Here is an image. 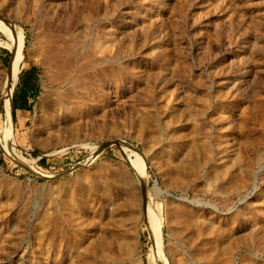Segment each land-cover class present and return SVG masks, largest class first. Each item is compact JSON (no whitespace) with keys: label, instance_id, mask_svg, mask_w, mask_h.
Instances as JSON below:
<instances>
[{"label":"rangeland","instance_id":"obj_1","mask_svg":"<svg viewBox=\"0 0 264 264\" xmlns=\"http://www.w3.org/2000/svg\"><path fill=\"white\" fill-rule=\"evenodd\" d=\"M0 18V264H264V0H0Z\"/></svg>","mask_w":264,"mask_h":264},{"label":"trees","instance_id":"obj_2","mask_svg":"<svg viewBox=\"0 0 264 264\" xmlns=\"http://www.w3.org/2000/svg\"><path fill=\"white\" fill-rule=\"evenodd\" d=\"M0 50H2L0 48ZM5 52V51H4ZM7 54V52H5ZM21 75V74H20ZM19 75V77H20ZM40 93V87L38 83V75L36 74L35 71L31 73L29 78L24 82V90L21 93L19 103L17 102V91H15L13 99H12V116L15 119L16 116V110L17 109H22V110H27V111H32L33 105L38 98ZM30 98L32 101L29 103ZM35 153L34 155H36ZM42 164L45 162V159H41Z\"/></svg>","mask_w":264,"mask_h":264},{"label":"crops","instance_id":"obj_3","mask_svg":"<svg viewBox=\"0 0 264 264\" xmlns=\"http://www.w3.org/2000/svg\"><path fill=\"white\" fill-rule=\"evenodd\" d=\"M35 71L36 72V69L34 67H29L28 69H26V71H24V73H21L20 77H19V80H20V83L17 87V102L19 101L20 99V96H21V93L23 92L24 90V82L29 78V76L31 75V73ZM29 99V103H31V99ZM19 103V102H18ZM30 111H27V110H22V109H17L16 110V114L18 113H29Z\"/></svg>","mask_w":264,"mask_h":264},{"label":"bare ground","instance_id":"obj_4","mask_svg":"<svg viewBox=\"0 0 264 264\" xmlns=\"http://www.w3.org/2000/svg\"><path fill=\"white\" fill-rule=\"evenodd\" d=\"M19 46V45H18ZM15 47L14 49H13V53H14V56H16L15 57V62H14V65H17L18 64V62H19V60L21 59V52H20V47ZM16 75V68L14 69V71H13V73L11 74V78L12 77H14ZM3 99H4V106H5V108H7L8 110H9V108H10V103H9V96H8V94H4V96H3ZM140 169V168H139ZM141 170V169H140ZM139 174H140V172H139ZM141 176V175H140Z\"/></svg>","mask_w":264,"mask_h":264},{"label":"water","instance_id":"obj_5","mask_svg":"<svg viewBox=\"0 0 264 264\" xmlns=\"http://www.w3.org/2000/svg\"><path fill=\"white\" fill-rule=\"evenodd\" d=\"M0 20H2L3 22H5V23H7V24H10V25H13L12 23H9V22H7L5 19H3V18H0ZM10 53H11V51H9ZM12 54V53H11ZM15 57L16 56H11V58H10V60H9V68H11L12 69V67H13V65H14V62H15Z\"/></svg>","mask_w":264,"mask_h":264}]
</instances>
